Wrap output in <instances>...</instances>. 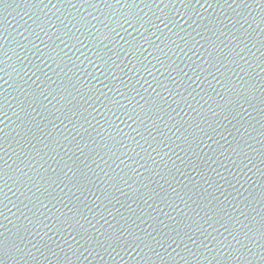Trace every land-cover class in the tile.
Returning <instances> with one entry per match:
<instances>
[{"label":"water","instance_id":"obj_1","mask_svg":"<svg viewBox=\"0 0 264 264\" xmlns=\"http://www.w3.org/2000/svg\"><path fill=\"white\" fill-rule=\"evenodd\" d=\"M0 264H264V0H3Z\"/></svg>","mask_w":264,"mask_h":264},{"label":"snow or ice","instance_id":"obj_2","mask_svg":"<svg viewBox=\"0 0 264 264\" xmlns=\"http://www.w3.org/2000/svg\"><path fill=\"white\" fill-rule=\"evenodd\" d=\"M3 2V0H0V3H2Z\"/></svg>","mask_w":264,"mask_h":264}]
</instances>
